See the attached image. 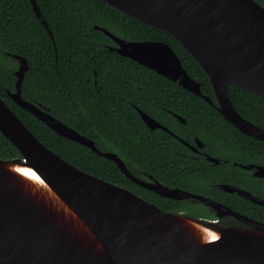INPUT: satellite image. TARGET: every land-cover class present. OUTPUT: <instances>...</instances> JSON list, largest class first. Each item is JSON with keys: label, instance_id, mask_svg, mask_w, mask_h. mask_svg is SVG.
I'll list each match as a JSON object with an SVG mask.
<instances>
[{"label": "water", "instance_id": "water-1", "mask_svg": "<svg viewBox=\"0 0 264 264\" xmlns=\"http://www.w3.org/2000/svg\"><path fill=\"white\" fill-rule=\"evenodd\" d=\"M99 1L177 40L208 76L218 113L241 133L264 142V130L242 118L228 95L229 85H234L264 98V6L256 0ZM29 2L52 39L36 1ZM94 29L110 38L113 44L106 46L110 52L211 103L167 43L128 41L99 26ZM7 55L18 64L15 91L8 93L16 105L58 136L113 162L137 186L163 198L199 202L216 220L161 210L131 190L76 168L44 146L0 98V134L20 154L0 160V264H264V223L151 176L149 180L133 176L117 154L100 151L48 108L23 99L28 62L23 56ZM137 112L150 130L169 132L141 109ZM174 117L184 123L181 116ZM208 160L218 164L215 158ZM242 167H254V176L264 178V166ZM22 168L39 180L17 172ZM219 188L264 207L263 198L243 189L227 184ZM224 217L247 227L218 224ZM206 231L215 239L205 236Z\"/></svg>", "mask_w": 264, "mask_h": 264}, {"label": "trees", "instance_id": "trees-1", "mask_svg": "<svg viewBox=\"0 0 264 264\" xmlns=\"http://www.w3.org/2000/svg\"><path fill=\"white\" fill-rule=\"evenodd\" d=\"M35 1L52 39L29 0H0V98L44 146L76 168L131 190L161 210L215 218L201 204L163 198L137 186L113 162L58 136L16 105L8 97V92L15 90L17 67L9 53L23 56L28 62L21 86L23 99L48 108L51 115L92 140L100 151L117 154L133 176L145 179L149 175L165 186L211 196L232 210L264 222V207L212 188V184L230 183L264 198V179H253L225 163L216 166L202 157L194 159L174 137L146 127L135 107L188 142L196 136L210 155L223 156L231 162L242 160L240 154L245 146L252 148L246 158L253 153L252 158L264 164V142L238 131L200 96L110 52L106 45L112 41L94 26L128 41L167 43L188 75L201 84V93L214 102L208 76L177 40L99 0ZM256 1L264 6V0ZM228 90L236 112L264 128V98L234 85H229ZM172 113L185 123L178 122ZM255 149L261 153L253 152ZM16 158L20 154L0 134V160ZM225 221L233 222L229 218L221 220Z\"/></svg>", "mask_w": 264, "mask_h": 264}, {"label": "flooded vegetation", "instance_id": "flooded-vegetation-1", "mask_svg": "<svg viewBox=\"0 0 264 264\" xmlns=\"http://www.w3.org/2000/svg\"><path fill=\"white\" fill-rule=\"evenodd\" d=\"M107 46V45H106ZM17 63V62H16ZM17 66H18V64H17ZM16 70H17V67H16ZM15 70V71H16ZM14 71V72H15ZM15 76V75H14ZM15 91V90H14ZM13 91V92H14ZM9 93V92H8ZM202 94V93H201ZM202 95H204V94H202ZM228 95H229V90H228ZM204 96H207V97H209L208 95H204ZM9 97V96H8ZM201 97V96H200ZM202 98V97H201ZM203 99V98H202ZM209 99L211 100V103H209V102H207L206 100H204V101H206L208 104H210L211 105V107L213 108V110L215 111V112H217L218 113V111H217V101H216V98H215V95H214V91H213V99H214V102L212 101V99L209 97ZM229 99H230V97H229ZM231 101V100H230ZM232 103V102H231ZM38 106H40V105H38ZM232 106H233V104H232ZM42 109H46V108H44V107H42V106H40ZM234 107V106H233ZM135 109H136V111H137V109H139V108H137V107H135ZM236 111V110H235ZM138 113V112H137ZM238 113V112H237ZM219 115H220V113H218ZM239 114V113H238ZM174 113H172V116L174 117ZM176 115H178V114H176ZM240 115V114H239ZM263 116H264V114H262ZM150 116V115H149ZM221 116V115H220ZM222 117V116H221ZM153 118V117H152ZM175 118V117H174ZM223 118V117H222ZM154 119V118H153ZM176 119V118H175ZM224 119V118H223ZM156 120V119H155ZM177 120V119H176ZM225 120V119H224ZM157 121V120H156ZM178 121V120H177ZM158 122V121H157ZM179 122V121H178ZM250 122V121H249ZM159 123V122H158ZM181 123V122H180ZM184 123H185V121H184ZM184 123H181V124H184ZM229 123V122H228ZM250 123H252V122H250ZM161 124V123H160ZM253 125H255V126H257V127H259V128H261V129H263L264 130V128H262V127H260V126H258V125H256V124H254V123H252ZM162 125V124H161ZM162 126H164V125H162ZM165 127V126H164ZM234 127V126H233ZM165 128H167V127H165ZM235 128V127H234ZM168 129V128H167ZM156 130V129H155ZM159 130H161V129H159ZM238 130V129H237ZM162 131H164V130H162ZM168 131L169 132H166V131H164V132H166L167 134H169L170 136H172V137H174L176 140H178L181 144H183L194 156H192L194 159H199L200 157H202L203 158V160H205V161H207L209 164H211V165H216V166H221V164L222 163H225V164H227V166H229V167H237V168H239V169H241V170H243V171H245L246 173H247V175L248 176H250V177H252L253 179H264V178H258V177H255L254 176V172H255V168L253 167V168H251V169H247V168H243L242 166H250V165H253V166H264V164H262V163H260L257 159V161L258 162H256L253 158H252V155H253V153L250 155V157H247L246 158V155L248 154V152H252L251 151V147H245L244 145V149L242 150V152H241V158H242V160L241 161H239V162H237L236 160H234V161H229L228 160V158H226V157H216V156H214V155H210V152H207V151H205L206 150V145L199 139V138H197L196 136H194L192 139H191V141L190 142H188V141H186V140H184V139H182V138H180L178 135H176V134H174L172 131H170L169 129H168ZM239 131V130H238ZM170 133H172V134H170ZM245 135V134H244ZM247 136V135H246ZM249 137V136H248ZM249 138H252V137H249ZM196 139H198L199 141H200V145L201 146H197V142H196ZM252 139H254V138H252ZM255 140H257V139H255ZM258 141H260V140H258ZM261 142H263V141H261ZM243 146H241L242 148H243ZM256 151H253V152H255V153H261V150H258V149H255ZM258 153V154H259ZM226 156H228V155H226ZM208 157L210 158H215V159H217L218 160V164H215V163H213V162H211L210 160H208ZM116 166V165H115ZM226 170H229V168H225ZM225 170V171H226ZM137 178H139V177H137ZM140 179H142V178H140ZM143 180H149V175H146L145 176V179H143ZM219 185H221V184H212V188H217V189H219V190H221L222 192H224L222 189H220L219 188ZM227 185H232V186H235V187H237V188H240V189H243V190H245V191H247V192H249V193H251L250 191H248V190H246V189H244V188H242V187H240V186H237V185H234V184H230V183H228ZM169 187V186H168ZM142 188V187H141ZM192 193V192H191ZM224 193H226V192H224ZM195 194V193H194ZM226 194H230V195H237L236 193H226ZM252 194V193H251ZM197 195H201V196H203V197H206V198H209V199H211V200H214V201H217V200H215V199H213L211 196H205V195H202V194H197ZM252 195H254V196H258V195H255V194H252ZM238 196V195H237ZM238 197H240V196H238ZM259 197V196H258ZM242 198V197H241ZM260 198H262V197H260ZM264 199V198H263ZM246 200V199H245ZM185 202H191V203H193V204H201V203H199V202H197V203H195V202H192V201H189V200H187V201H185ZM219 202V201H218ZM221 203V202H220ZM252 203V202H251ZM201 205H203V204H201ZM256 205V204H255ZM204 206V205H203ZM257 206H259V205H257ZM228 207V206H227ZM205 208V207H204ZM204 208H203V210H204ZM210 214V213H209ZM240 214H242V213H240ZM242 215H245V216H247V217H249V218H251V219H253V220H255L254 218H252L251 216H249V215H246V214H242ZM225 218H229V219H232L233 220V222L232 221H225V222H221V220L222 219H224V218H222V219H219L218 220V224H220V225H223V226H228V225H230V226H235V225H238V224H236V223H239V222H237L236 220H234L233 218H230V217H225ZM204 220H208V221H211V220H216V218H211V219H204ZM256 221H258V220H256ZM261 222V221H260ZM262 223H264V222H262Z\"/></svg>", "mask_w": 264, "mask_h": 264}, {"label": "bare ground", "instance_id": "bare-ground-1", "mask_svg": "<svg viewBox=\"0 0 264 264\" xmlns=\"http://www.w3.org/2000/svg\"><path fill=\"white\" fill-rule=\"evenodd\" d=\"M17 172H19L20 174H22L23 176H27L28 178H30L31 180L35 181V180H39L37 179L36 175L34 174V172H32L31 170L29 169H25V168H22V169H17ZM26 173H32V175H27ZM34 178V179H32ZM36 182V181H35ZM207 235L205 236H209V237H214V235L209 232V231H206Z\"/></svg>", "mask_w": 264, "mask_h": 264}, {"label": "rangeland", "instance_id": "rangeland-1", "mask_svg": "<svg viewBox=\"0 0 264 264\" xmlns=\"http://www.w3.org/2000/svg\"><path fill=\"white\" fill-rule=\"evenodd\" d=\"M260 187H261V185H260V186H258V188H260ZM185 206H187V205H184V207H185ZM224 218H225V217H224ZM237 224H238V225H242V227H243V228H246V227H247L246 225H244L243 223H240V222H239V223H237Z\"/></svg>", "mask_w": 264, "mask_h": 264}, {"label": "snow or ice", "instance_id": "snow-or-ice-1", "mask_svg": "<svg viewBox=\"0 0 264 264\" xmlns=\"http://www.w3.org/2000/svg\"><path fill=\"white\" fill-rule=\"evenodd\" d=\"M27 175H32V173H26Z\"/></svg>", "mask_w": 264, "mask_h": 264}, {"label": "clouds", "instance_id": "clouds-1", "mask_svg": "<svg viewBox=\"0 0 264 264\" xmlns=\"http://www.w3.org/2000/svg\"><path fill=\"white\" fill-rule=\"evenodd\" d=\"M213 239H215V237Z\"/></svg>", "mask_w": 264, "mask_h": 264}]
</instances>
